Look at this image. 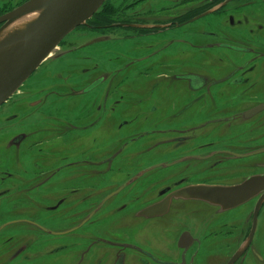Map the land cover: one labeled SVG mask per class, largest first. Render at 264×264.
Returning <instances> with one entry per match:
<instances>
[{
    "label": "flooded vegetation",
    "instance_id": "flooded-vegetation-1",
    "mask_svg": "<svg viewBox=\"0 0 264 264\" xmlns=\"http://www.w3.org/2000/svg\"><path fill=\"white\" fill-rule=\"evenodd\" d=\"M73 33L0 106V264H264V0H104Z\"/></svg>",
    "mask_w": 264,
    "mask_h": 264
},
{
    "label": "water",
    "instance_id": "water-1",
    "mask_svg": "<svg viewBox=\"0 0 264 264\" xmlns=\"http://www.w3.org/2000/svg\"><path fill=\"white\" fill-rule=\"evenodd\" d=\"M104 0H29L2 18L0 26V106L11 98L46 61L57 55L58 44L101 6ZM35 14L12 33L6 29Z\"/></svg>",
    "mask_w": 264,
    "mask_h": 264
},
{
    "label": "rangeland",
    "instance_id": "rangeland-1",
    "mask_svg": "<svg viewBox=\"0 0 264 264\" xmlns=\"http://www.w3.org/2000/svg\"><path fill=\"white\" fill-rule=\"evenodd\" d=\"M20 6H18V7H20ZM18 7H16V8H18ZM13 10H11V11H13ZM75 36H77L76 33L71 34L70 37H68L67 40H65L66 44L60 47L61 51H59V55L58 54L56 55L57 58L65 55V57L62 58L63 60L59 64L51 63L52 61H54L56 59V56L53 57L52 61H49L44 68L40 69L38 71V73H36L34 76H32L30 78L29 85L22 89V93L18 94L17 95L18 97H27L31 93H36L38 91V88L42 86V84L38 85L39 82H50L49 84L54 85L53 83L58 80L57 76H56L57 74H60V73H62L63 75L69 74L70 70L73 69L71 66L72 59L69 58V54L66 50L69 49L68 41ZM80 40H83V36H81ZM69 64H70V66H69ZM49 71L53 72V74H51V76H48ZM19 101H21V100H19Z\"/></svg>",
    "mask_w": 264,
    "mask_h": 264
},
{
    "label": "bare ground",
    "instance_id": "bare-ground-1",
    "mask_svg": "<svg viewBox=\"0 0 264 264\" xmlns=\"http://www.w3.org/2000/svg\"><path fill=\"white\" fill-rule=\"evenodd\" d=\"M35 14L28 15L26 17H22L18 21L12 23L5 31V33H12L13 30L18 26H23L25 23H27Z\"/></svg>",
    "mask_w": 264,
    "mask_h": 264
}]
</instances>
